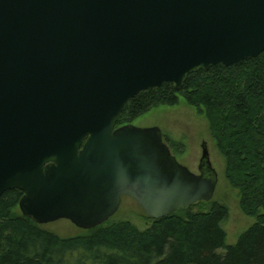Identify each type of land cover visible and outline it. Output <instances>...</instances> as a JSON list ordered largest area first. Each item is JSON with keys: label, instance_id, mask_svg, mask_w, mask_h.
<instances>
[{"label": "water", "instance_id": "water-1", "mask_svg": "<svg viewBox=\"0 0 264 264\" xmlns=\"http://www.w3.org/2000/svg\"><path fill=\"white\" fill-rule=\"evenodd\" d=\"M264 51V0H0V196L91 229L124 195L159 218L213 198L159 126H117L128 100ZM209 168V172L203 169Z\"/></svg>", "mask_w": 264, "mask_h": 264}, {"label": "trees", "instance_id": "trees-1", "mask_svg": "<svg viewBox=\"0 0 264 264\" xmlns=\"http://www.w3.org/2000/svg\"><path fill=\"white\" fill-rule=\"evenodd\" d=\"M181 95L207 118L241 209L256 216L235 244L226 243L229 207L218 200L159 218L147 215L145 229L127 219L107 220L62 237L25 216L19 207L24 192L11 189L0 196V264H264V51L192 72L179 90L165 82L140 91L125 104L117 126L159 105L178 104ZM164 139L173 154L181 151L179 142Z\"/></svg>", "mask_w": 264, "mask_h": 264}, {"label": "rangeland", "instance_id": "rangeland-1", "mask_svg": "<svg viewBox=\"0 0 264 264\" xmlns=\"http://www.w3.org/2000/svg\"><path fill=\"white\" fill-rule=\"evenodd\" d=\"M132 124L139 127L159 126L165 137L179 142L181 151H175L176 158L197 173L202 156V143L206 141L212 166L218 175L212 199L223 202L229 207V215L223 221V227L227 232L226 243L235 244L239 235L256 221V216L247 215L241 209L239 191L226 178L225 159L211 135L207 118L200 114L195 107L188 104L184 96L181 95L178 104L154 107L136 118ZM126 219L140 229H145L151 223L139 203L134 198L124 195L118 211L109 221ZM42 226L62 237H69L86 231V229L78 227L66 218L42 224ZM219 251L223 252L225 249L221 248Z\"/></svg>", "mask_w": 264, "mask_h": 264}, {"label": "flooded vegetation", "instance_id": "flooded-vegetation-1", "mask_svg": "<svg viewBox=\"0 0 264 264\" xmlns=\"http://www.w3.org/2000/svg\"><path fill=\"white\" fill-rule=\"evenodd\" d=\"M200 163V162H199ZM203 169L206 171V173H208L209 168L207 166H203Z\"/></svg>", "mask_w": 264, "mask_h": 264}]
</instances>
